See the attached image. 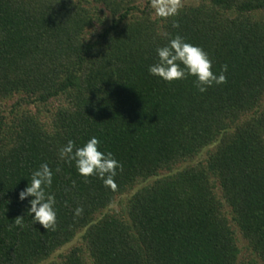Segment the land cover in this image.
<instances>
[{
    "label": "trees",
    "instance_id": "16d2710c",
    "mask_svg": "<svg viewBox=\"0 0 264 264\" xmlns=\"http://www.w3.org/2000/svg\"><path fill=\"white\" fill-rule=\"evenodd\" d=\"M182 2L0 0V264H264V0ZM177 34L227 83L150 74ZM92 137L115 189L59 157ZM44 163L55 231L19 199Z\"/></svg>",
    "mask_w": 264,
    "mask_h": 264
},
{
    "label": "clouds",
    "instance_id": "9594fccd",
    "mask_svg": "<svg viewBox=\"0 0 264 264\" xmlns=\"http://www.w3.org/2000/svg\"><path fill=\"white\" fill-rule=\"evenodd\" d=\"M150 6L157 18L167 20L178 16L183 7L182 0H150ZM173 28H178L179 23L173 21ZM158 62L149 67L150 74L162 78L168 83L187 79L189 76L196 78L195 85L200 93H205L213 85L227 83L225 73L227 65L221 67L219 75L212 71V61L208 54L199 46H194L185 41L179 34L170 38L169 43L156 49ZM181 64L183 67H181ZM101 141L92 137L84 146L76 147L75 141L68 140L67 144L59 149V157L75 167L80 175L87 178L96 176L101 179L106 187L115 189V177L117 169L123 171V165L119 163L111 152L105 154L99 150ZM60 171L59 168L56 169ZM53 180V172L47 163L41 164L39 169L31 175L29 185L19 193V199L25 200L31 196L28 215L33 216V221L38 222L46 230L55 231L57 228V215L54 210L55 196L46 191ZM75 186V182H73ZM67 206V204L65 205ZM83 206L76 207L74 216L83 215ZM15 225L23 227V216L15 218Z\"/></svg>",
    "mask_w": 264,
    "mask_h": 264
},
{
    "label": "rangeland",
    "instance_id": "374dc122",
    "mask_svg": "<svg viewBox=\"0 0 264 264\" xmlns=\"http://www.w3.org/2000/svg\"><path fill=\"white\" fill-rule=\"evenodd\" d=\"M190 2V1H189ZM183 3V2H182ZM74 242L68 244L67 246L64 247V249H67L71 244H73Z\"/></svg>",
    "mask_w": 264,
    "mask_h": 264
}]
</instances>
